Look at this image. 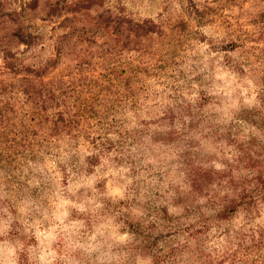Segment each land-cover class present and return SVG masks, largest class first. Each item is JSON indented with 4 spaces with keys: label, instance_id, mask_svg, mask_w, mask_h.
Returning a JSON list of instances; mask_svg holds the SVG:
<instances>
[{
    "label": "clouds",
    "instance_id": "clouds-1",
    "mask_svg": "<svg viewBox=\"0 0 264 264\" xmlns=\"http://www.w3.org/2000/svg\"><path fill=\"white\" fill-rule=\"evenodd\" d=\"M162 3L122 0L138 38L158 34ZM220 38L198 26L95 123L0 163V264H264V177L240 164L264 144L247 118L264 96Z\"/></svg>",
    "mask_w": 264,
    "mask_h": 264
},
{
    "label": "rangeland",
    "instance_id": "rangeland-1",
    "mask_svg": "<svg viewBox=\"0 0 264 264\" xmlns=\"http://www.w3.org/2000/svg\"><path fill=\"white\" fill-rule=\"evenodd\" d=\"M51 1L59 2L58 10L48 15ZM75 1L0 0L4 13L24 12L17 22L26 37L24 42L14 36L12 19L0 16V163L46 139L53 129L95 123L110 100L126 95L128 82L140 71L174 63L200 25L220 34L218 43L208 40L213 50H240L238 64L247 66L246 74L264 96V0H177L179 13L163 0L161 7L169 15L158 34L147 38L126 30L131 18L122 14V0H97L90 10L74 14L60 10ZM72 15L78 19L63 21ZM100 16L123 20L130 38L107 35L104 29L87 32L89 17L99 21ZM247 118L264 130V116ZM243 151L240 164L264 177V144L254 139Z\"/></svg>",
    "mask_w": 264,
    "mask_h": 264
},
{
    "label": "trees",
    "instance_id": "trees-1",
    "mask_svg": "<svg viewBox=\"0 0 264 264\" xmlns=\"http://www.w3.org/2000/svg\"><path fill=\"white\" fill-rule=\"evenodd\" d=\"M97 1V0H76L75 2H72L71 4H67L65 2V5L60 9V10H69L66 12H71V13H76L79 12L80 10H90L94 5L93 2ZM58 3V4H57ZM54 2L51 1L50 3H48L49 5V12L48 15H50L51 11H56L58 10V5L59 2ZM67 8V9H66ZM3 6L0 4V13H2V15L0 16H6V17H10L12 19V22L16 25L13 35L14 36H20V40L26 42L25 38L23 37L22 33H21V24L18 23L19 19L22 18L24 12L21 10L20 13H17L16 11H12V12H8V13H4L3 10ZM71 10V11H70ZM101 19L99 21H95V18L93 17H89V19L92 20V22L89 24L88 26V30L87 32H92V31H101L102 29H104V32L107 35H114L116 37H122L124 35H126L127 38H130L131 34L127 33L124 28H122L123 26L121 25V22H123V20L121 21L120 18L115 17L114 19L112 18H107L106 16H100ZM76 19H78V17H75L74 15H72L71 17H65L63 21H67V22H72L75 21ZM18 21V22H17ZM129 23V21H128ZM17 30V31H16ZM128 31L133 32V29H129V27H127ZM134 33V32H133ZM136 35V34H135ZM63 36L65 37V39L67 38L66 34ZM22 38V39H21ZM9 66V63L7 64ZM261 177H263V175L261 173H259Z\"/></svg>",
    "mask_w": 264,
    "mask_h": 264
}]
</instances>
